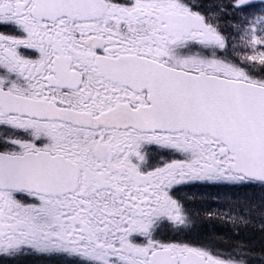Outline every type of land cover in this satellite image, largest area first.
Segmentation results:
<instances>
[{
    "label": "snow or ice",
    "instance_id": "obj_1",
    "mask_svg": "<svg viewBox=\"0 0 264 264\" xmlns=\"http://www.w3.org/2000/svg\"><path fill=\"white\" fill-rule=\"evenodd\" d=\"M197 223L264 236V0H0V264H264Z\"/></svg>",
    "mask_w": 264,
    "mask_h": 264
},
{
    "label": "trees",
    "instance_id": "obj_2",
    "mask_svg": "<svg viewBox=\"0 0 264 264\" xmlns=\"http://www.w3.org/2000/svg\"><path fill=\"white\" fill-rule=\"evenodd\" d=\"M235 193H237L236 197L241 201L249 195V193H244L242 191ZM230 224L231 223H217L215 225H206L197 223L196 225L199 227V235L197 234V238L202 239L206 243L212 242L226 245L229 243H235L236 240H240L247 242L256 248L264 246V236H262L261 233L256 232V230L241 228L233 234V232L230 231V226L232 227Z\"/></svg>",
    "mask_w": 264,
    "mask_h": 264
},
{
    "label": "flooded vegetation",
    "instance_id": "obj_3",
    "mask_svg": "<svg viewBox=\"0 0 264 264\" xmlns=\"http://www.w3.org/2000/svg\"><path fill=\"white\" fill-rule=\"evenodd\" d=\"M165 235L167 236H171L173 235L172 233H165ZM187 236H182V239H185L187 242L189 241V239L186 238ZM193 241V240H191ZM196 244H202V242H197ZM20 264H47V261L44 259H41L39 257L36 256H27V257H22L20 259Z\"/></svg>",
    "mask_w": 264,
    "mask_h": 264
}]
</instances>
